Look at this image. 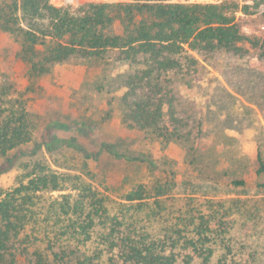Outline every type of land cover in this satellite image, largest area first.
Instances as JSON below:
<instances>
[{
    "label": "trees",
    "instance_id": "16d2710c",
    "mask_svg": "<svg viewBox=\"0 0 264 264\" xmlns=\"http://www.w3.org/2000/svg\"><path fill=\"white\" fill-rule=\"evenodd\" d=\"M260 17L264 27V7ZM0 28L21 40L34 72L73 55L109 52L135 65L134 79L147 94L133 103L128 119L145 129L157 128L164 116L178 122L166 84L167 75L196 63L186 49L264 55V35L243 33L226 3L87 1L72 8L0 0ZM38 46L45 53L33 61ZM13 93L0 80V159L7 161L0 174L17 167L15 181L0 189V264H264V198L175 191L190 183L174 181L104 193L82 175L52 168ZM11 153L24 158L17 163ZM258 161L259 173V154Z\"/></svg>",
    "mask_w": 264,
    "mask_h": 264
},
{
    "label": "rangeland",
    "instance_id": "374dc122",
    "mask_svg": "<svg viewBox=\"0 0 264 264\" xmlns=\"http://www.w3.org/2000/svg\"><path fill=\"white\" fill-rule=\"evenodd\" d=\"M87 1L129 0H50L72 8ZM173 2L226 3L243 33L264 35V0L258 6L254 0ZM245 5L247 11L242 10ZM44 53L45 47L38 46L32 60L40 61ZM185 54L196 63L167 75L166 84L178 122L164 116L157 128L145 129L128 119L133 103L147 94L134 79L135 65L109 52L103 57L73 55L34 72L21 40L0 28V80L14 90L11 99L26 107L33 143H45L39 153L53 169L82 175L111 195L136 184L174 181L190 183L175 186V191L264 198V169L258 173V154L264 166V55L188 49ZM175 127L179 134H172ZM13 154L9 156L17 163L24 158ZM6 166L1 158L0 168ZM16 172L13 167L0 174V189L15 181ZM239 180L244 184L232 182ZM262 212L264 217V208ZM263 227L264 222V245Z\"/></svg>",
    "mask_w": 264,
    "mask_h": 264
}]
</instances>
